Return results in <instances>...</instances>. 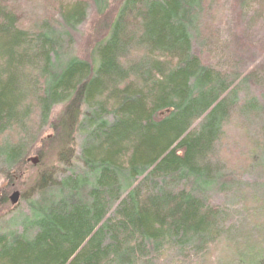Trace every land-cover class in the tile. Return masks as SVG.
<instances>
[{
    "label": "trees",
    "instance_id": "obj_1",
    "mask_svg": "<svg viewBox=\"0 0 264 264\" xmlns=\"http://www.w3.org/2000/svg\"><path fill=\"white\" fill-rule=\"evenodd\" d=\"M245 1L230 7L241 19ZM7 2L0 0V176L20 178L38 143L53 142L63 161L74 134L82 142L78 172L33 181L28 215L13 220L21 229L0 236V264H149L140 261L165 248L203 252L235 228L208 193L231 178L217 155L219 147L227 154L223 129L232 117L247 145L243 169L254 160L264 169V125L250 136L253 117L264 113L250 93L264 85V66L238 67L253 44L244 34L233 36L230 65L205 64L221 38V0H120L87 60L72 53L87 2L59 0V21L31 30L18 26ZM91 2L98 14L108 7ZM13 129L17 141H2ZM44 129L51 136L41 139ZM259 240L236 252L237 264H264Z\"/></svg>",
    "mask_w": 264,
    "mask_h": 264
},
{
    "label": "rangeland",
    "instance_id": "obj_2",
    "mask_svg": "<svg viewBox=\"0 0 264 264\" xmlns=\"http://www.w3.org/2000/svg\"><path fill=\"white\" fill-rule=\"evenodd\" d=\"M13 1L7 2V4L10 8L12 6L15 7V11L20 16L18 26L22 29L28 30L42 20L59 21V0ZM76 1L79 0H65L66 3ZM83 1L88 3L87 16L85 21L72 33L74 40L72 53L81 59L87 60L93 47L106 36V27L111 22L120 0H107L108 7L102 14L96 12L91 0ZM221 3V11L218 13L220 15L218 28L221 38L217 45L210 44L206 50L207 59L209 60L204 63L211 64L216 68H222L225 64L230 65L228 62L234 57L235 61L238 57V53L233 47L235 44L233 36H242L244 34L251 37L249 39L253 41V44H249V47L242 54H239L240 58L236 62L239 64L238 67L243 65L244 67L242 68H248L253 65L264 66V0H246L242 10L244 16H246L244 19L240 18L242 13H239L238 6H235L236 11H230V7L235 5V0H221ZM224 11L226 12L224 13ZM223 16L226 17L223 19ZM226 69L231 71L230 67ZM233 71L243 72V69ZM258 72L263 76L264 68L259 69ZM243 93H248L247 96L251 93V96L264 104V85L259 87L256 84H252L250 93L245 90ZM61 110V106L55 107L51 118H55ZM234 120L235 117L230 118L231 124L224 126L223 129L224 139L222 147L225 144L224 150L227 154L223 153L222 155L223 148L219 147L217 155V159L227 168L231 178H222L220 184L214 187L208 193V196L211 203L220 205L222 209L228 210L227 220L232 222L235 228L228 232L224 231V234L216 239L214 244L208 245L203 252L193 251L190 248L191 246H187L184 250L165 248L158 257L152 254L151 257L140 262L147 261L149 264H237L235 256L238 253L236 252L240 251L241 254H245L243 245L246 242V244H255L259 247V239L264 238V175H262L264 169L258 167L257 160L250 163L247 162L248 165L243 169L245 165L244 146L246 144L243 141H237V138H240L239 135L244 133L233 123ZM253 124L250 136L253 137V133H255L257 138L259 131H261L260 129L264 125V113L258 118L253 117ZM33 126L30 132L31 136L37 132L36 125L33 124ZM15 130L13 129L4 134L1 140L17 141L18 130ZM41 134V139L48 138L51 136V131L44 129ZM81 142V135L79 133L74 134L72 141L68 143V148L70 147L69 150H71V158L63 161L57 159L56 145L53 142H46L44 146L38 143L27 158V163L30 167L20 178H12L10 180L0 176V198H3V195L6 198L5 204L0 203V236L7 234V232L15 231V229L17 231L21 229L20 227L15 228L12 226L13 220L28 215L27 201L33 197V181L36 178H40L41 175L54 174L60 180L69 175L70 167L75 172L79 171L78 158ZM40 151L42 158L38 155ZM251 152L252 154L255 153L253 150ZM67 156H69L68 152L65 158ZM249 170H252L250 175L248 174ZM257 174H261V176L257 177ZM13 192H18L19 194L15 206H12L9 201V196Z\"/></svg>",
    "mask_w": 264,
    "mask_h": 264
},
{
    "label": "water",
    "instance_id": "obj_3",
    "mask_svg": "<svg viewBox=\"0 0 264 264\" xmlns=\"http://www.w3.org/2000/svg\"><path fill=\"white\" fill-rule=\"evenodd\" d=\"M33 163V162H32ZM19 198V194L18 192H13L10 196H9V201L11 203L12 206H15V204L17 203Z\"/></svg>",
    "mask_w": 264,
    "mask_h": 264
}]
</instances>
